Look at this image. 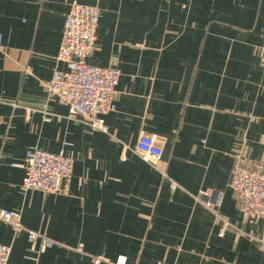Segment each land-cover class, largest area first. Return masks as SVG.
Returning <instances> with one entry per match:
<instances>
[{"label":"crops","instance_id":"0c3cea01","mask_svg":"<svg viewBox=\"0 0 264 264\" xmlns=\"http://www.w3.org/2000/svg\"><path fill=\"white\" fill-rule=\"evenodd\" d=\"M73 4L100 11L87 64L121 73L106 133L46 93ZM143 134L164 143L155 166ZM32 149L73 160L67 194H21ZM237 157L264 161V0H0V210L55 243L0 222L8 264H264V226L229 187Z\"/></svg>","mask_w":264,"mask_h":264},{"label":"built area","instance_id":"2783aa9c","mask_svg":"<svg viewBox=\"0 0 264 264\" xmlns=\"http://www.w3.org/2000/svg\"><path fill=\"white\" fill-rule=\"evenodd\" d=\"M100 11L96 7L73 4L65 17L61 42L56 57L65 65V71L55 70L46 84L49 98L57 100L68 110V117L91 130L106 133L104 117L114 112L115 89L121 73L115 66L98 68L87 64L97 47V28ZM161 139L143 134L139 137L134 152L144 162L155 166L163 156ZM73 160L63 154H52L32 149L26 154L25 176L21 194L40 191L52 195H63L69 191L73 173ZM229 187L235 194L238 211L244 224L261 223L264 226V161L248 162L235 158ZM208 209L211 204L205 205ZM0 222L8 225L15 234L25 232L28 244L41 240V251L51 249L55 243L40 234L25 230L19 213L0 210ZM264 246V228L259 238ZM11 255L9 246L0 245V264H8ZM125 264V258L109 263L95 258L93 264Z\"/></svg>","mask_w":264,"mask_h":264}]
</instances>
